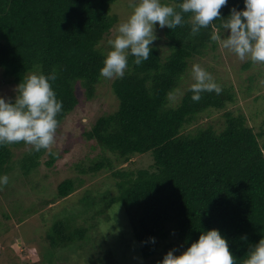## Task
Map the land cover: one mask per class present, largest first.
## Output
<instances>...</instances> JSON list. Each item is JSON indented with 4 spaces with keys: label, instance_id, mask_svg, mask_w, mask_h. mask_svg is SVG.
<instances>
[{
    "label": "trees",
    "instance_id": "trees-1",
    "mask_svg": "<svg viewBox=\"0 0 264 264\" xmlns=\"http://www.w3.org/2000/svg\"><path fill=\"white\" fill-rule=\"evenodd\" d=\"M121 5L130 12V5L122 0H0L4 77L18 85L33 72L55 70L52 87L63 102L58 128L79 107V94L92 100L103 82L100 68L107 52L102 44L111 32L118 34L123 21L116 8L122 9ZM233 7L243 9V0H228L221 16L227 17ZM129 12L123 13L129 16ZM184 19L183 26L160 28L169 48L167 56L153 45L142 64L128 58L124 77L115 78L111 86L118 109L101 115L80 136L99 149V156L87 164L82 159L83 167L79 162L74 165L84 174L109 172L104 183L113 184L100 194L103 209L123 208L129 232L125 227L119 236L135 238L142 257L136 264L154 257L160 241L172 240L183 252L202 231L213 228L227 237L236 264H242L250 246L264 238V131L258 132L244 115L228 109L236 94L220 80H215L222 88L219 94L203 92L199 101L191 99L192 83L184 88L190 64L218 50L219 44L210 37L224 29L223 21L216 20L192 35L190 14ZM247 63L244 70L252 66ZM180 85L183 95L177 91ZM176 95L180 98L174 102ZM214 111L224 112L218 129L213 122L200 123ZM24 144L0 146V175H8L21 163L24 176L40 167L48 149L31 147L15 159L16 148ZM49 157L45 164L52 167L61 155L49 152ZM137 157H149L145 168L123 167ZM83 184L84 180L66 179L58 186L57 197L66 199ZM90 198H83L86 210ZM73 216L70 222L54 223L44 238L49 248L63 249L86 238L92 226L76 227ZM150 237H155L154 243ZM100 239L92 244L97 255L92 262L111 264L115 254L108 249V240Z\"/></svg>",
    "mask_w": 264,
    "mask_h": 264
},
{
    "label": "rangeland",
    "instance_id": "rangeland-1",
    "mask_svg": "<svg viewBox=\"0 0 264 264\" xmlns=\"http://www.w3.org/2000/svg\"><path fill=\"white\" fill-rule=\"evenodd\" d=\"M122 1L124 5L131 3V0ZM121 7L122 9L116 10L119 11L121 21H124L128 16L123 12H129V8L122 5ZM131 11L132 8L129 13ZM115 32L116 30L111 32L102 44L107 53L111 48L109 40L117 35ZM229 33L230 31L226 30L223 35L227 36ZM156 35L157 39L153 45L165 57L169 54V48L158 24ZM247 62L252 61L240 60L233 52L219 45L215 52L210 50L209 54L196 57L191 62L184 88L194 82L191 75L192 65L201 64L215 80H220L227 87H233L236 102L230 104L228 109L235 115H244L248 124L260 132L264 131V63L252 62L251 68L244 70L242 66L248 64ZM114 80L115 78H104L92 100H87L83 94H79L81 96L79 107L57 129L55 143L41 158V165L36 171L30 176H24L21 163L8 174V184L0 187V264H93L92 260L97 255L92 251L94 249L92 244L101 240V236L108 240V249L115 254L111 264H136L142 258L137 242L131 234L126 238L119 236H123L128 224L123 208L120 205H113L106 210L103 209L104 202L100 194L113 184V181L104 183L109 172L106 173L105 170L97 174L80 172L84 166L81 160L84 159L86 164L90 163L100 152L98 148L94 149L80 140L82 132L89 129L101 115L118 109V99L111 90ZM16 86L17 84L6 81L4 71L0 68V96L14 100L17 94ZM184 88L180 85L177 91L180 90L183 95ZM179 98V95L174 96V102ZM223 115V111H214L210 116H205L200 123L206 125L213 122L218 129ZM31 147L28 144L17 147L15 159H21ZM49 152L61 155L52 167L45 164L50 160ZM148 159L149 157H137L130 165L123 167L145 168L143 163ZM74 162H79L81 167L74 165ZM66 179L84 180V184L70 197L59 199L58 186ZM86 196H91L90 207L87 210L83 203ZM71 214L74 215L76 227L92 226L89 234L82 242H76L66 248L58 250L49 248L44 238L57 221L70 222ZM172 243V240L160 241L155 256L140 264H159L170 249H175L174 254L179 255L182 249ZM97 244L99 247V242Z\"/></svg>",
    "mask_w": 264,
    "mask_h": 264
},
{
    "label": "clouds",
    "instance_id": "clouds-1",
    "mask_svg": "<svg viewBox=\"0 0 264 264\" xmlns=\"http://www.w3.org/2000/svg\"><path fill=\"white\" fill-rule=\"evenodd\" d=\"M243 2V9L233 7L227 17H222L220 9L228 0H180L178 4L165 0H131L130 15L119 24L115 38L109 40L111 48L100 68V76L123 78L130 56L135 58L136 65L148 60L157 39V24L169 29L183 26L185 14H190L192 35L222 20V28L230 33L224 36V31L213 32L210 39L240 60L264 63V0ZM191 75L194 82L189 90L193 101H199L203 92L219 94L222 91L213 75L201 64L192 65ZM56 79L55 70L48 74L33 72L16 86L14 101L0 96V146L23 141L34 151L50 149L55 143L57 116L63 104L52 87ZM8 182L7 174L0 175V187ZM149 239L155 242V237ZM174 252L175 249H170L159 264H236L237 260L229 249L227 237L216 228L202 231L198 240L179 255ZM242 264H264V238L250 246Z\"/></svg>",
    "mask_w": 264,
    "mask_h": 264
}]
</instances>
